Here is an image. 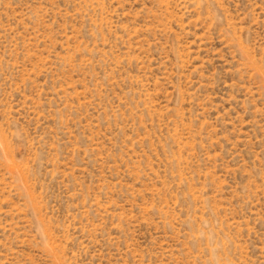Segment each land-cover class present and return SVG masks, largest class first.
Returning a JSON list of instances; mask_svg holds the SVG:
<instances>
[{"label":"rangeland","instance_id":"374dc122","mask_svg":"<svg viewBox=\"0 0 264 264\" xmlns=\"http://www.w3.org/2000/svg\"><path fill=\"white\" fill-rule=\"evenodd\" d=\"M0 264H264V0H0Z\"/></svg>","mask_w":264,"mask_h":264}]
</instances>
